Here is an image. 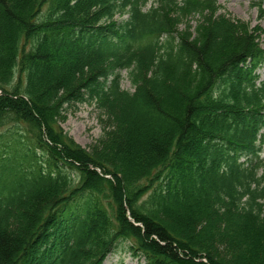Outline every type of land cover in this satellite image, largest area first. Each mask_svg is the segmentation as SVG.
<instances>
[{
  "label": "trees",
  "instance_id": "obj_1",
  "mask_svg": "<svg viewBox=\"0 0 264 264\" xmlns=\"http://www.w3.org/2000/svg\"><path fill=\"white\" fill-rule=\"evenodd\" d=\"M148 2L0 0V264H264V47L221 14L178 35L216 0ZM91 100L86 150L58 118Z\"/></svg>",
  "mask_w": 264,
  "mask_h": 264
},
{
  "label": "rangeland",
  "instance_id": "obj_2",
  "mask_svg": "<svg viewBox=\"0 0 264 264\" xmlns=\"http://www.w3.org/2000/svg\"><path fill=\"white\" fill-rule=\"evenodd\" d=\"M154 0H149L148 6ZM179 3L181 0H176ZM215 11L204 8L200 14L178 11L177 7L171 9L175 28L178 35L191 40L196 39V26L203 17L214 18L218 14L230 20L241 22L248 26L256 36L260 47H264V0H216ZM122 18H125L122 17ZM177 35V36H178ZM259 80H264V67L257 71ZM120 86L124 90L132 91L133 86L127 77L126 70L119 71ZM104 115L95 100L74 101L63 106L58 122L67 136L78 145L90 150L107 132ZM264 134V128L262 129ZM260 159L264 165V143L260 146ZM261 173L260 171L258 172ZM144 260L134 256L129 250L127 242L119 243L104 259L103 264H143Z\"/></svg>",
  "mask_w": 264,
  "mask_h": 264
}]
</instances>
